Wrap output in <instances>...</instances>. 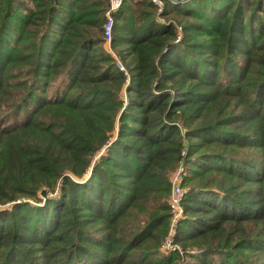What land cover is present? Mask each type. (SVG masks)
I'll return each instance as SVG.
<instances>
[{
	"label": "trees",
	"instance_id": "trees-1",
	"mask_svg": "<svg viewBox=\"0 0 264 264\" xmlns=\"http://www.w3.org/2000/svg\"><path fill=\"white\" fill-rule=\"evenodd\" d=\"M163 4L0 0V264H264V0Z\"/></svg>",
	"mask_w": 264,
	"mask_h": 264
},
{
	"label": "built area",
	"instance_id": "built-area-1",
	"mask_svg": "<svg viewBox=\"0 0 264 264\" xmlns=\"http://www.w3.org/2000/svg\"><path fill=\"white\" fill-rule=\"evenodd\" d=\"M153 1L158 6L159 10H161L162 7L164 6L163 0H153ZM121 3H122V0H109L108 10L105 13L106 21L103 27L105 40L107 42L111 38L112 27L114 24L113 13L119 9V7L121 6ZM177 38L179 39L180 36L178 35ZM118 66L120 70H124L120 63H118ZM177 168L179 169L178 172L175 171L174 174H171V177H170L171 193H170L168 203H169V206L171 208L173 215H172L170 226H169L168 236L161 249L163 252H167L169 250L173 252L176 249L180 250V248L177 247L173 243L174 242L173 239L176 234L177 225L182 217V211H183L181 203H182V199L185 194V190L181 187V183L183 181L182 176H183L184 166L180 164ZM180 172L182 174H180Z\"/></svg>",
	"mask_w": 264,
	"mask_h": 264
},
{
	"label": "rangeland",
	"instance_id": "rangeland-1",
	"mask_svg": "<svg viewBox=\"0 0 264 264\" xmlns=\"http://www.w3.org/2000/svg\"><path fill=\"white\" fill-rule=\"evenodd\" d=\"M170 1H172V0H170ZM172 2H173L174 4L177 3L176 1H172ZM178 170H179V169L176 168V169L173 171L172 174H174L175 171L178 172ZM180 174H182V173L180 172ZM184 175H185V170H184V168H183V176H182V179H183V180H184ZM55 194H56V193H55ZM55 194H53V196H54ZM50 197H52V196H50ZM55 197H57V196H55ZM53 198H54V197H53ZM41 204H42V203H41ZM41 204H40V205H41ZM9 206H10V205L7 204V205L2 206V207L0 206V208H8ZM160 252H161V253H164V254H167V255L172 253L171 250H169V251H167V252H163L162 250H160ZM187 260L189 261L190 259H187Z\"/></svg>",
	"mask_w": 264,
	"mask_h": 264
},
{
	"label": "water",
	"instance_id": "water-1",
	"mask_svg": "<svg viewBox=\"0 0 264 264\" xmlns=\"http://www.w3.org/2000/svg\"><path fill=\"white\" fill-rule=\"evenodd\" d=\"M172 1H176V2H182V1H185V0H172Z\"/></svg>",
	"mask_w": 264,
	"mask_h": 264
}]
</instances>
